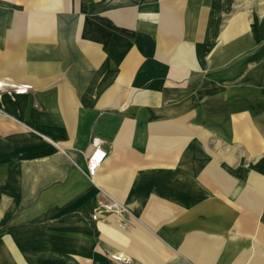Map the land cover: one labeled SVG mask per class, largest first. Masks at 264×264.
<instances>
[{"label":"crops","instance_id":"crops-1","mask_svg":"<svg viewBox=\"0 0 264 264\" xmlns=\"http://www.w3.org/2000/svg\"><path fill=\"white\" fill-rule=\"evenodd\" d=\"M237 2L0 0V264H264V103L195 76Z\"/></svg>","mask_w":264,"mask_h":264},{"label":"rangeland","instance_id":"rangeland-1","mask_svg":"<svg viewBox=\"0 0 264 264\" xmlns=\"http://www.w3.org/2000/svg\"><path fill=\"white\" fill-rule=\"evenodd\" d=\"M236 4L237 8L234 12L231 10L225 13L227 16L222 19L221 27L239 23V37L226 43L218 37H197L199 39L197 41L203 40V42L197 43L195 76L197 82L204 81L205 87H208L207 82L211 81L215 87L212 92L219 93V90L223 91L227 88L228 104L232 102L239 105V98H243L247 103H256L258 100L264 103V82L262 79L259 83L252 79L257 68L260 70L264 68V0H239ZM220 45L225 46L220 48L221 52H218L217 46ZM212 48H214L213 52L218 54V57H215V54L213 56L220 63L209 60L208 56L211 54L209 49ZM223 52H226V57L221 59L219 55ZM201 62L203 65L200 67ZM230 90L239 91L240 97ZM206 93L207 89L197 98L198 106L203 103L201 100L203 95L207 99ZM124 263V261L119 262V264Z\"/></svg>","mask_w":264,"mask_h":264},{"label":"built area","instance_id":"built-area-1","mask_svg":"<svg viewBox=\"0 0 264 264\" xmlns=\"http://www.w3.org/2000/svg\"><path fill=\"white\" fill-rule=\"evenodd\" d=\"M93 145V150L89 154L87 160V169L90 175L94 174V172L100 166L105 156V152L101 149L100 144L98 142H94Z\"/></svg>","mask_w":264,"mask_h":264}]
</instances>
